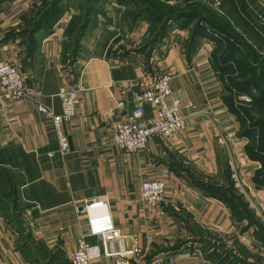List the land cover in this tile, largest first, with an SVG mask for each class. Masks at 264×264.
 <instances>
[{"label":"crops","instance_id":"0c3cea01","mask_svg":"<svg viewBox=\"0 0 264 264\" xmlns=\"http://www.w3.org/2000/svg\"><path fill=\"white\" fill-rule=\"evenodd\" d=\"M144 5L65 0L46 10L41 0H0V61L20 62L26 84L40 88L56 114L62 88L80 91L77 117L65 127L72 152L62 157L51 120L32 101L5 99L0 87V264H71L78 239L99 245L92 231L108 227L122 233L112 250L139 249L143 262L214 264L197 242L207 234L239 239L248 259H233L238 264H255L264 250L261 135L253 138L257 127L240 130L228 106L239 98L216 66L212 38L192 29L195 17ZM87 6L93 11L81 25ZM165 71L185 129L138 154L114 147L115 124L134 109L132 90L144 91ZM153 110L146 105L144 119ZM166 173L163 204L146 207L143 185ZM226 180L248 201L253 226L232 216L220 195ZM99 202L105 207L83 209Z\"/></svg>","mask_w":264,"mask_h":264},{"label":"rangeland","instance_id":"374dc122","mask_svg":"<svg viewBox=\"0 0 264 264\" xmlns=\"http://www.w3.org/2000/svg\"><path fill=\"white\" fill-rule=\"evenodd\" d=\"M41 1L42 6L47 10L65 0ZM142 1L145 4L144 7L155 6L158 8L157 11L167 14V16L175 12L187 17H195V21L192 22V29L198 26L202 33L212 38L215 46L213 58L216 66L219 67L220 73L226 77L228 86L234 90L235 95L239 98L229 99L228 106L238 116L240 130L243 134H246L249 130L253 128L255 130V127H257L256 134L253 133V138L261 135L259 137L263 144L264 121L258 119L260 115L264 117V63L257 64V62L264 60V24L259 19L260 15L264 18V8L260 3L257 0ZM168 2H172L175 6L166 5L165 3ZM71 5L77 6V2L72 1ZM86 5L89 6L90 4ZM88 6L85 8L81 25L87 21V15L93 11V8ZM166 20L169 19L166 18ZM163 28L164 22L162 21L159 23L158 29L161 31ZM145 42L147 43V40ZM150 43H153V41H150ZM144 47H146V44ZM236 49L239 51L237 57L229 66V55ZM256 69L259 70L256 72ZM237 79L243 81L238 86L234 84ZM243 97L251 98V102H246ZM261 153L264 154V152ZM258 180L260 183H264V166ZM225 189L226 191L220 189V195L226 197V203L232 216L239 219L241 224L252 225L254 219L248 201L243 199L242 193L237 189L233 190L231 182L227 180ZM222 192L226 194H222ZM231 197L234 198L231 199ZM261 219L264 221V217ZM259 226L261 225L258 223L257 228L260 231ZM202 234L205 235L206 233L202 232ZM202 238L204 240L197 242H202L203 245L198 247L203 249L214 264H238L233 259H248V253L243 251L239 239L233 236L219 237L207 234L206 238L203 236ZM254 260L255 264H264V250H261V254L254 257Z\"/></svg>","mask_w":264,"mask_h":264},{"label":"built area","instance_id":"2783aa9c","mask_svg":"<svg viewBox=\"0 0 264 264\" xmlns=\"http://www.w3.org/2000/svg\"><path fill=\"white\" fill-rule=\"evenodd\" d=\"M264 24V18L260 15ZM20 62L11 63L0 61V87L3 97L7 100H28L35 103L38 112L48 117L55 130L59 145V154L66 157L71 154V146L65 127L77 117V105L80 91L62 88L58 94L61 102V113L56 114L51 108L42 103L43 93L40 88L30 89L23 76ZM173 75L163 72L150 81L144 91L132 90L134 109L128 120L118 121L112 130L111 143L114 147L130 154H138L146 150L156 137L171 138L185 129V118L181 114L182 102L175 96L172 88ZM130 84L129 88H134ZM246 102L250 98L243 97ZM153 107V116L145 117V107ZM169 174L156 181L143 185L142 202L146 207L159 208L166 196V179ZM105 207V202L93 203L83 209H97ZM92 235L99 240V245H93L86 237L77 241L71 264H94L102 258L114 259V264H166L164 260L155 258L148 262L138 260L142 255L139 249L131 251H113V242L122 239L120 230L114 227L92 231Z\"/></svg>","mask_w":264,"mask_h":264},{"label":"trees","instance_id":"16d2710c","mask_svg":"<svg viewBox=\"0 0 264 264\" xmlns=\"http://www.w3.org/2000/svg\"><path fill=\"white\" fill-rule=\"evenodd\" d=\"M200 32H201V29H200L199 33H200ZM259 63H260V62H259ZM261 63H264V60H263ZM261 63H260V64H261Z\"/></svg>","mask_w":264,"mask_h":264}]
</instances>
